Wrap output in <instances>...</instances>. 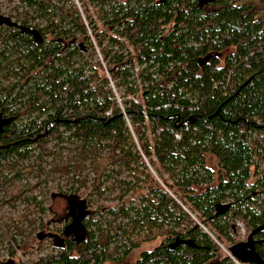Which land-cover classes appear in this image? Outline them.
I'll use <instances>...</instances> for the list:
<instances>
[{"label":"trees","instance_id":"1","mask_svg":"<svg viewBox=\"0 0 264 264\" xmlns=\"http://www.w3.org/2000/svg\"><path fill=\"white\" fill-rule=\"evenodd\" d=\"M14 1L22 20H0L9 80L0 86V188L11 186V207L28 200L32 185L13 181L35 149L38 162L59 144L105 152L89 192L98 197L107 179L127 178L115 180L116 204L98 206L120 217L107 221L109 234L83 210L81 233L34 234L54 248L25 261L13 246L25 256L42 243L10 237L2 264H129L155 240L133 264H264V14L240 0L205 10L192 0H77L81 12L72 0Z\"/></svg>","mask_w":264,"mask_h":264},{"label":"rangeland","instance_id":"2","mask_svg":"<svg viewBox=\"0 0 264 264\" xmlns=\"http://www.w3.org/2000/svg\"><path fill=\"white\" fill-rule=\"evenodd\" d=\"M76 6L79 7L81 12L80 4L77 0H72ZM114 1H126V0H114ZM254 11L261 12L264 14V0H248ZM24 9L20 4L14 0H0V20L5 19L8 23H18L23 18ZM100 58V55H98ZM9 63H3V67ZM5 71V69H2ZM8 79L0 76V86H6ZM109 86L113 89V82H109ZM117 94V92H116ZM115 94V95H116ZM52 143H50V146ZM33 147V146H32ZM54 154L48 155L43 158L42 162H38L36 158L37 150L31 152V156L27 161L22 162L17 166V170L21 168V176L18 179H14L15 187H27L32 185V190L27 191L25 195L28 197L27 201H15L14 207H11L9 203V193L12 192L11 186L0 188V262L8 259V245L12 244L13 241L10 237H13L16 242L25 240L28 237H33L32 242L42 243V247L35 249L32 253L23 256L21 251L14 247L13 258L20 261L26 259L34 260L37 257L50 253L53 250V244L47 236L42 235L41 241L35 239L34 234H39L43 231L44 234L47 231L57 233L60 228L67 222L68 217L66 216L67 209L64 206L63 198L59 197L63 194L69 196L70 191L78 189V197L75 202H80V199L86 203L85 206H81V210H90L94 213V219L100 222L103 228V237L109 234L107 228V221H111V225H114L120 220V217L113 219L106 212H98V206H105L104 209L116 204L117 197L120 194L119 187L115 180L123 177L127 178L126 173H121L118 176L107 179L104 186L111 188L105 194L98 197L95 194H90L92 178L97 175L95 172L97 164H104L103 160L99 158L105 155V152L93 151L87 154H80L79 150L73 144H59L53 147ZM98 154V155H97ZM93 159L94 161H91ZM100 160V161H99ZM206 166L217 169L216 160L210 155L205 156ZM77 164L78 169L65 173L66 166L70 164ZM150 170V168H148ZM3 174L11 175V169L7 166L2 167ZM76 175V180L72 177ZM80 182L84 185L81 187ZM83 202V203H84ZM84 203V204H85ZM42 208V211L40 210ZM42 223V228L41 224ZM42 233V234H43ZM242 232L239 234L242 236ZM159 240L154 242L144 243L139 248L132 250L127 256V262L133 264L137 259L139 253L144 250H150Z\"/></svg>","mask_w":264,"mask_h":264},{"label":"flooded vegetation","instance_id":"3","mask_svg":"<svg viewBox=\"0 0 264 264\" xmlns=\"http://www.w3.org/2000/svg\"><path fill=\"white\" fill-rule=\"evenodd\" d=\"M159 1H162V0H159ZM192 1H194L198 7H200L203 10H205V9H209V8L218 7L220 2L224 1V0H192ZM228 1L232 2L233 4H235L236 0H228ZM240 2H241V4H243V3L244 4H250V2L248 3V0H240ZM59 197L63 198L64 206L68 210L67 213H66V216L68 217V220H69L70 217H72V219H73L72 223H75L74 226H64L63 225V229L64 230H62V232L64 234H66L69 231H72V233H73V230H74L75 233L78 231V234H79L80 231H79V223H78L79 219L78 218H79V214L83 213V211L81 209H78V208L81 207V204H77L78 202H75L74 198H71L70 196L65 195L63 193H62V196H59ZM78 205H80V206L78 207ZM241 224H242V222H241ZM242 226H243V224H242ZM231 228H232L233 232L237 231L235 222L232 224ZM245 232H246V230H245V227L243 226V234H242V236H240L237 233V238L243 240V238L245 236ZM0 264H2V262H0Z\"/></svg>","mask_w":264,"mask_h":264},{"label":"built area","instance_id":"4","mask_svg":"<svg viewBox=\"0 0 264 264\" xmlns=\"http://www.w3.org/2000/svg\"><path fill=\"white\" fill-rule=\"evenodd\" d=\"M117 101H119L118 98H117ZM235 224H236L238 234H240L241 232L243 233V226H242L241 222L236 220Z\"/></svg>","mask_w":264,"mask_h":264},{"label":"water","instance_id":"5","mask_svg":"<svg viewBox=\"0 0 264 264\" xmlns=\"http://www.w3.org/2000/svg\"><path fill=\"white\" fill-rule=\"evenodd\" d=\"M205 59H206V57H204V58H200L198 61H199V62H202V61H204ZM197 118H198V116H192L190 119H191V120H194V119H197ZM80 217H82V216H80ZM80 217H79V218H80ZM79 218H78V219H79ZM71 226H74V223H72ZM80 228H81V227L79 226V231L82 230V228H81V229H80ZM73 232H74V230H73ZM80 233H81V232H80Z\"/></svg>","mask_w":264,"mask_h":264}]
</instances>
